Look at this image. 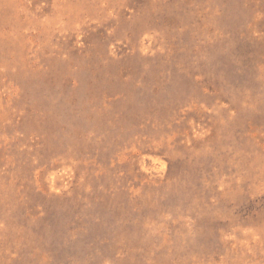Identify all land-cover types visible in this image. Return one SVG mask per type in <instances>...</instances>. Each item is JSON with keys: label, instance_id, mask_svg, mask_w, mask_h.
I'll return each mask as SVG.
<instances>
[{"label": "rangeland", "instance_id": "1", "mask_svg": "<svg viewBox=\"0 0 264 264\" xmlns=\"http://www.w3.org/2000/svg\"><path fill=\"white\" fill-rule=\"evenodd\" d=\"M0 264H264V0H0Z\"/></svg>", "mask_w": 264, "mask_h": 264}]
</instances>
